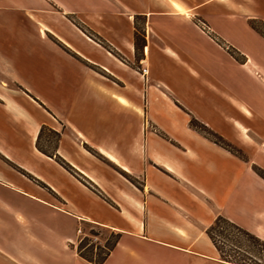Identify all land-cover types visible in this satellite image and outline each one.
<instances>
[{"label": "crops", "instance_id": "1", "mask_svg": "<svg viewBox=\"0 0 264 264\" xmlns=\"http://www.w3.org/2000/svg\"><path fill=\"white\" fill-rule=\"evenodd\" d=\"M108 1L98 12L90 3L0 0V15L10 9L33 25L40 24L33 15L46 16L50 41L79 66L64 73L65 86L44 89L40 98L0 54V264H95L76 251L83 224L116 235L98 264H158L159 257L228 264L218 261L205 231L221 217L264 242V180L251 168L264 125L200 78L189 64L215 59L186 33L202 37L191 20L199 9L228 7L221 0L192 7L184 0H172L174 7L171 0ZM257 3L260 10L241 16L264 27V0ZM134 16L142 17L140 32ZM246 26L252 43L264 47V34ZM41 126L58 134L50 157L34 147Z\"/></svg>", "mask_w": 264, "mask_h": 264}, {"label": "rangeland", "instance_id": "2", "mask_svg": "<svg viewBox=\"0 0 264 264\" xmlns=\"http://www.w3.org/2000/svg\"><path fill=\"white\" fill-rule=\"evenodd\" d=\"M57 1L73 8L80 6L88 7L90 3L94 7V11L98 12H104L103 10L106 9L104 7L109 3L108 0H82V2L81 0ZM150 1L153 2V0ZM202 1L184 0V3L192 7L197 6ZM257 1L221 0L228 7L227 10L224 11V9L217 7L218 12L213 13L212 11V13H209L207 8H203L199 9L198 13H195L191 18L196 31L203 38L218 46L222 53L208 46L204 41L205 39L196 35V32L190 30L186 33L189 43L194 44V47H199L203 54L206 53V55L208 54L215 59L212 63L204 59L205 62L189 64L196 69L200 78L209 81L212 87L225 92L234 102L242 103L248 110V116L252 118L250 119L251 122L259 121L260 124L264 125V47L263 45L258 46V44L252 43L251 34L246 29V23L250 28L253 26L263 34L264 27L257 18H249L245 22V19L241 16L244 12H257L260 10ZM171 5L174 7L172 0ZM54 9L52 7L49 10L53 12L51 13L52 16H56L54 13L56 10ZM33 16H35V19L40 24L33 21V25L20 14L10 9L7 12H3V15H0V54L10 59L11 70L28 84L33 93L42 98L44 89L54 92V90L61 88L62 82L63 86H65L64 73L75 72L79 70V66L76 60L65 56L67 54L66 51H62L60 47L50 41L47 34L49 32L42 26L52 27L47 17ZM4 17H7L8 20L4 21L2 19ZM65 18L74 26L82 28L83 25L74 16H65ZM106 21L107 17L104 18L103 23H106ZM197 21L203 22L207 27L206 34L200 31ZM133 22L135 29L140 32L138 27L143 23L142 17L134 16ZM39 28L41 36H39ZM82 31L85 32L84 30ZM52 40L54 41V39ZM104 48L109 49L107 46H104ZM235 62L240 63L242 66L236 65ZM174 69L175 72L183 71L179 66H175ZM190 84L192 86V83ZM51 92L48 93L49 97L54 99L55 96L51 95ZM232 116L240 119L239 121L243 123L247 122L239 118L235 112H232ZM40 129L41 131L38 138L36 137L37 140L34 143V147L51 153L54 149L56 136L46 126H41ZM24 151L28 150L25 149ZM251 161L253 162L251 163L252 171L264 180L260 176V173L264 174V144L251 157ZM80 229L83 237L77 238H82L80 242L77 241V245L80 243V247L82 246L80 248L81 255L89 258L90 262L98 264L100 258L104 254H106V258L111 251L116 240V235L109 230L88 224L80 225ZM213 235L216 244L227 261L234 263L236 261L237 264H264V252H262L264 249H259L258 246L245 238L232 233L226 236V238L215 235V232H213ZM218 261L220 260L218 259ZM168 262L167 259L158 258V264H167ZM194 264L217 263L195 259Z\"/></svg>", "mask_w": 264, "mask_h": 264}, {"label": "trees", "instance_id": "3", "mask_svg": "<svg viewBox=\"0 0 264 264\" xmlns=\"http://www.w3.org/2000/svg\"><path fill=\"white\" fill-rule=\"evenodd\" d=\"M252 29H256L255 27L251 26ZM190 126H192L193 128H195L196 130H198L200 133H202L203 135L207 136L208 138H210L214 143L216 144H219L221 146H224L225 144L222 142V140L216 136L215 134H213L212 132H210L208 129H206L204 126L198 124L196 121L194 120H190ZM40 131L41 129L39 130L38 132V135H37V138L40 134ZM56 136V141H57V138H58V134L53 132ZM36 138V140H37ZM36 146H37V143H36ZM37 150L39 152H41L42 154L46 155V156H51L50 153H47L45 151H42L40 150L38 147H37ZM56 162L64 167V168H68L64 163L63 161H61L59 158H55ZM260 176H262V178H264V174L263 173H260ZM213 232H215V235L217 236H222V237H225L226 236H229L231 233L234 234V235H237L239 237H243L245 238L246 240L250 241L252 244L256 245L259 247V249H264V242L259 240L257 237L249 234L248 232L240 229L239 227L235 226L234 224L230 223L229 221L221 218V217H217L213 222L212 224L206 229L205 231V234L206 236L208 237V239L210 240L211 244L213 245V247L215 248V250L217 251L218 253V259L220 261H223V262H226V263H230V264H237L236 261L235 263L234 262H230V261H227L225 256L223 255L221 249L218 247V245L216 244V241L214 239V235H213ZM82 247V246H81ZM80 243L79 245L76 246V251L78 253V256L83 258L84 260L90 262L91 260L87 257H84L83 255H81L80 253ZM109 250V249H108ZM262 252H264V250H262ZM106 254H104L102 256V258H100V262H102L105 258Z\"/></svg>", "mask_w": 264, "mask_h": 264}, {"label": "built area", "instance_id": "4", "mask_svg": "<svg viewBox=\"0 0 264 264\" xmlns=\"http://www.w3.org/2000/svg\"><path fill=\"white\" fill-rule=\"evenodd\" d=\"M197 26H199L198 28L200 29V31L202 33L206 34L207 27L204 25L203 22L197 21ZM140 73H141V75H145L146 69L140 68ZM75 234H76V243H77V241L80 242L82 238L77 239L78 237H81V236L83 237V234H82L81 229H80V225H77L76 230H75Z\"/></svg>", "mask_w": 264, "mask_h": 264}]
</instances>
